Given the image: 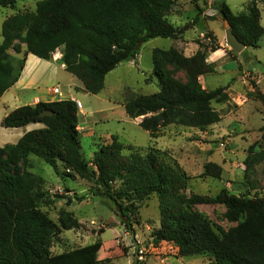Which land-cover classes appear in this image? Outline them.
I'll return each mask as SVG.
<instances>
[{
    "label": "trees",
    "instance_id": "trees-1",
    "mask_svg": "<svg viewBox=\"0 0 264 264\" xmlns=\"http://www.w3.org/2000/svg\"><path fill=\"white\" fill-rule=\"evenodd\" d=\"M17 0H0V7L14 8ZM172 0H43L34 13H22L5 20L0 45V99L19 81L28 55L51 61L62 49L61 62L85 91L101 94L106 77L119 65L139 55L141 46L154 39L179 40V32L167 19ZM259 0H251L247 14L235 15L226 3L219 10L247 48L256 47L264 37ZM20 40L21 45H14ZM14 50L15 55L10 54ZM23 55L22 58H19ZM169 67L182 71L187 82L175 79ZM205 53L186 57L177 47L153 51L154 80L160 91L129 98L124 103L128 118H142L140 127L152 138L173 124L205 130L221 122L213 103L230 100L227 88L205 89L200 78L215 74ZM264 104V93L260 94ZM51 110L54 115L42 117ZM41 124L26 133L17 144L0 146V264H60L73 251L54 255L52 248L63 231L77 222L65 218L55 223L39 202L42 177L21 171L30 157L58 170L62 165L69 177L94 181L97 196L113 202L131 229L138 204L156 196L160 207V230L154 243L175 244L183 256L207 255L213 264H264V198L234 195L222 190L215 198L184 194L190 178L179 166L167 164L159 151L145 155L124 154L125 145L117 135L103 144L87 162L80 145L79 109L75 101L64 100L22 106L2 120L6 129ZM223 168L208 163L203 175L221 180ZM119 184L118 187H115ZM216 204L227 210L236 229L219 235L195 206ZM69 217L68 214H64ZM97 262L95 264H99ZM88 264V263H83Z\"/></svg>",
    "mask_w": 264,
    "mask_h": 264
},
{
    "label": "rangeland",
    "instance_id": "rangeland-1",
    "mask_svg": "<svg viewBox=\"0 0 264 264\" xmlns=\"http://www.w3.org/2000/svg\"><path fill=\"white\" fill-rule=\"evenodd\" d=\"M41 1L17 0L14 8L0 7V45L4 40L5 20L17 14L36 12ZM172 1L167 19L182 33L179 40L158 38L143 44L138 58L122 63L107 75L105 89L99 95L72 89L84 107L80 115V124L84 127L80 133L82 155L87 162L92 161L99 147L110 143L112 136L117 135L125 145L126 156H145L154 149L167 164L182 168L190 178L184 191L187 198L199 195L213 199L224 189L238 196H259L264 189V104L259 98L264 93V37L256 47L246 48L235 56L227 43L224 17L219 10L223 2L235 15L247 14L251 0ZM258 8L263 26L264 0H259ZM14 45L22 46V43L16 40ZM173 47L185 56L198 51L205 53L216 73L200 78V82L208 91L227 88L230 100L213 103V109L221 116L218 124L205 130L173 124L152 138L140 127L142 118L127 117L124 103L129 98L160 91L158 81L152 76L153 51ZM9 52L15 55L14 50ZM56 53L63 58L62 49ZM168 71L178 81L187 82L182 71L173 67ZM59 76L62 81L69 80L65 75ZM5 108L0 104V138L6 132L1 125ZM41 128L43 125H35V129ZM210 162L223 168L221 180L203 175L205 165ZM18 168L42 177L37 190L42 196L39 206L55 223L63 218L77 222L75 229L61 233L52 253L80 251L82 254L67 255L60 264H213L207 255L183 256L175 244L154 243V234L160 230L161 222L156 196L138 204V215L132 217L129 229L113 202L96 195L100 188L94 181L69 177L62 165L55 170L34 156L30 157L28 167L20 163ZM195 210L219 235L238 226L227 219L224 206L203 204L195 206Z\"/></svg>",
    "mask_w": 264,
    "mask_h": 264
},
{
    "label": "crops",
    "instance_id": "crops-1",
    "mask_svg": "<svg viewBox=\"0 0 264 264\" xmlns=\"http://www.w3.org/2000/svg\"><path fill=\"white\" fill-rule=\"evenodd\" d=\"M136 57L138 58V56ZM60 74L65 75L69 80L67 82L65 78L64 81L60 80ZM60 87L65 91H62ZM57 88L61 91L62 96L53 93L54 89ZM73 88L76 90L83 89L85 92L82 83L66 71L65 65L61 60L45 61L30 54L26 59L19 81L0 99V104L6 107L3 119L15 109L26 105L35 106L38 103H52L64 100L80 101L78 95L72 91ZM10 102L14 104L12 107L8 105ZM19 103L21 105H18ZM83 108L79 110V134L84 131V127L80 124V115ZM35 125L38 124L19 129H6V132L2 133V138H0V146L17 144L26 133L36 130Z\"/></svg>",
    "mask_w": 264,
    "mask_h": 264
},
{
    "label": "water",
    "instance_id": "water-1",
    "mask_svg": "<svg viewBox=\"0 0 264 264\" xmlns=\"http://www.w3.org/2000/svg\"><path fill=\"white\" fill-rule=\"evenodd\" d=\"M224 26L226 28V39L227 43L232 49V52L235 56L241 54L247 47L246 45L241 42L237 35L233 32L231 25L227 19H224ZM54 113L51 110H45L41 113L42 117H51Z\"/></svg>",
    "mask_w": 264,
    "mask_h": 264
},
{
    "label": "built area",
    "instance_id": "built-area-1",
    "mask_svg": "<svg viewBox=\"0 0 264 264\" xmlns=\"http://www.w3.org/2000/svg\"><path fill=\"white\" fill-rule=\"evenodd\" d=\"M53 59L56 60V61H59V60L62 59V57L60 56L59 53H56V54H54V58ZM53 93L55 95L62 96V93H61V91L58 88L57 89H54ZM75 102L77 104L78 109L81 110L83 108L82 102H80V101H75ZM260 197H263L264 198V189L260 193Z\"/></svg>",
    "mask_w": 264,
    "mask_h": 264
}]
</instances>
